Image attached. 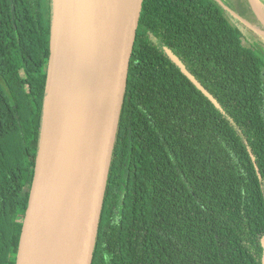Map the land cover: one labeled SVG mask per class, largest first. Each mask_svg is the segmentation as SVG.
<instances>
[{"label":"trees","instance_id":"obj_1","mask_svg":"<svg viewBox=\"0 0 264 264\" xmlns=\"http://www.w3.org/2000/svg\"><path fill=\"white\" fill-rule=\"evenodd\" d=\"M45 6L0 0V264H17L36 174ZM244 31L214 0H144L92 264H263L264 59Z\"/></svg>","mask_w":264,"mask_h":264},{"label":"bare ground","instance_id":"obj_2","mask_svg":"<svg viewBox=\"0 0 264 264\" xmlns=\"http://www.w3.org/2000/svg\"><path fill=\"white\" fill-rule=\"evenodd\" d=\"M93 4L94 18L85 24L73 6L66 7V19H74L65 32L71 42L68 68L59 71L57 65L52 75V82L59 83L49 97L48 111L56 109L58 120L55 129L47 126L45 130L26 230L25 264H64L76 200L89 181V172L97 167L99 144L109 128L107 95L122 0H95Z\"/></svg>","mask_w":264,"mask_h":264},{"label":"water","instance_id":"obj_3","mask_svg":"<svg viewBox=\"0 0 264 264\" xmlns=\"http://www.w3.org/2000/svg\"><path fill=\"white\" fill-rule=\"evenodd\" d=\"M72 6L79 11L77 17H80L83 24L85 20H92L93 16V3L95 0H71ZM253 9L254 1L249 0ZM144 0H122V8L118 26V35L115 42L113 65L109 77V88L107 95V110L110 111L111 119L108 131L101 143L99 144L97 164L91 172H89L88 183L85 185L84 190L78 196L73 211L71 220V226L68 235L67 248L65 254L64 264H92L93 255L95 251L97 233L100 224V218L103 208V202L107 187L108 175L110 171L118 125L120 120V114L122 110L126 83L130 68V61L132 52L137 36V30L140 22ZM89 11V13H88ZM54 13V9H53ZM92 22V21H91ZM72 26L69 23L68 28ZM68 28H55L53 22V37H52V54L50 60V68L48 81L51 78V94L57 92L58 81L52 82V75L55 66H59V71H62L63 67L68 68V63L65 66L62 64V57L64 50H68L70 53L71 42L68 37L67 44L64 43L65 31ZM78 37V36H77ZM70 42V43H69ZM67 54V55H68ZM172 60L181 68V70L188 76V78L194 83V85L202 91L213 103L216 104L214 97L201 85V83L186 69L185 65L176 58L173 54H170ZM56 86V88H55ZM44 102V119L42 129V139L40 145V151L38 155L37 168L32 191L29 200V206L24 221V227L21 236L20 248L17 257V264L24 263V247L25 237L28 221L31 218L33 210L34 195L38 183V177L40 172L41 155L44 148L45 130L48 126V120L50 119L49 113L54 111L50 108L48 111V100ZM114 100L113 105H110ZM48 111V112H47ZM77 113V111H76ZM79 116L80 114L77 113ZM264 246V244H263ZM264 264V256H263Z\"/></svg>","mask_w":264,"mask_h":264},{"label":"rangeland","instance_id":"obj_4","mask_svg":"<svg viewBox=\"0 0 264 264\" xmlns=\"http://www.w3.org/2000/svg\"><path fill=\"white\" fill-rule=\"evenodd\" d=\"M43 1L46 5L45 11L47 13H48L47 9L49 8V5L52 2L53 9H54L53 22H54V27L56 29L59 27H63L66 29L68 28L69 23H72L73 25L74 19H72V21H68L66 19V16H67L66 7L68 8V6H70L71 8L73 1L71 0H43ZM214 1L219 5L223 15H225V17L232 23V25H235L239 29L245 30L244 32L246 34L248 33L251 34L252 32L253 37L249 39L251 46H253V50L255 51V53L263 57L264 59V0H253L254 7H255V19H256V22L259 23V24L256 23L258 26L252 25L250 21L246 19L237 20V18H234L233 16H231V11H234L231 9H233L234 4L236 3L237 0H214ZM241 1H242L241 3L245 6V8H248V9L253 8L249 0H241ZM72 9H74V7H72ZM79 11L80 10L76 8V16L79 13ZM245 26H248L251 29V31H247ZM67 40H68V37L65 34L64 43L67 44ZM67 54H68V50H66V53L64 50V54H63L62 61H61L63 66H65L67 62L66 60ZM51 86L52 85H51V78H50L49 83H47L45 86L46 101L49 95L51 94ZM49 117L50 119L48 120V128L50 129V126H53V128L55 129L57 126L56 122L58 120L57 110L54 109V111H51L49 113ZM51 135L53 136V133H51ZM45 238L49 239L48 233L45 235Z\"/></svg>","mask_w":264,"mask_h":264},{"label":"flooded vegetation","instance_id":"obj_5","mask_svg":"<svg viewBox=\"0 0 264 264\" xmlns=\"http://www.w3.org/2000/svg\"><path fill=\"white\" fill-rule=\"evenodd\" d=\"M242 1H236V3L234 4L233 9L234 11H231V16H233L234 18H237V20H243L246 19L248 21H250V23L252 25L258 26L255 19V9H251V8H245V6L241 3ZM257 23V24H256ZM247 31H251V29L248 26H245ZM252 34V32H251Z\"/></svg>","mask_w":264,"mask_h":264}]
</instances>
